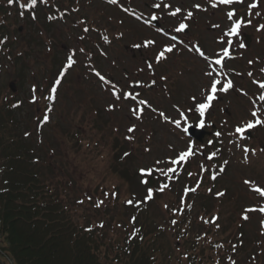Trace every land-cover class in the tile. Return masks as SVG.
Returning <instances> with one entry per match:
<instances>
[{
    "label": "rangeland",
    "instance_id": "1",
    "mask_svg": "<svg viewBox=\"0 0 264 264\" xmlns=\"http://www.w3.org/2000/svg\"><path fill=\"white\" fill-rule=\"evenodd\" d=\"M48 1L64 12L59 13L61 19H49L53 10L38 6L33 21L29 15L31 11L27 10L30 8L18 10L8 0L3 1L5 29L2 31L10 39L12 57L6 58L2 66L1 86L8 98L14 102L23 101L18 109L21 131L33 146L39 172L45 177L44 183L69 204L75 222L84 227L100 228L114 242L120 241L132 224L128 222L132 205L125 209L123 200L133 194L139 202L144 201L147 189L142 179H151L155 182L154 187H158L154 194L158 203L153 198L141 205L147 211L148 222H154L164 232L158 248L168 252L166 247L172 246L173 257L182 258L184 250L181 252L182 248L173 246L178 241L174 225L180 222V213L187 208L192 210V231L201 239L205 235L203 240L207 243L229 240L240 250L239 264H264V212L259 210L264 208V196L255 191L256 188L264 189V124L249 129V139L246 132L241 136L235 131L237 126L243 127L254 120V110L264 120V101L259 100L264 89L257 83L264 82V29H260L264 25V0H233L231 4L220 0H133L130 6L138 10L137 15L147 16L151 11L148 5L159 3V17L164 25L173 30L180 23L190 27L186 38H190L191 43L184 48L176 46L166 62L156 67L155 76L132 50L140 39L157 37L146 21L139 22L133 18L135 14L105 6L101 0ZM245 1L250 3V12H253L247 19L251 23L242 21L243 11L238 13ZM15 2L28 3L26 0ZM165 4L170 7L165 8ZM177 7L181 12L171 15ZM189 11L191 17L187 16ZM233 11L237 14L229 19L228 13ZM237 22H242V27L238 29L239 35L232 37L230 30ZM212 27L217 29L213 31ZM84 28L104 31L107 41L112 42L101 46L102 49L97 48L93 42L96 36L86 33ZM240 34L251 37L249 48L240 47V40L236 42L240 49L235 52L236 60L228 61L223 70L218 69L214 61L223 54L220 49L235 50L234 45L226 43L224 35L230 41L239 38ZM194 42L203 49L205 56L200 52L197 54ZM73 53L78 64L68 70L63 64L59 73L61 60ZM88 53L95 57L98 72L120 84L123 92L135 94L137 92L132 91L130 84L135 81L145 83L146 88L138 97L147 101L146 106L140 105L147 109H143L142 116L140 112L133 114L136 101L131 105L128 99H117L116 89H103L107 86L99 84L90 74L85 56ZM210 68L215 70L213 78L219 79L221 85H218L211 107L204 117H200L196 110L194 112L193 105L205 102V96L209 94L206 89L210 79L205 73ZM232 69L235 72L229 75ZM56 72L57 77L52 76ZM56 80H60L58 86L53 84ZM228 80L233 82L232 90L219 91ZM11 82L15 92L8 88ZM150 84L152 88L147 89ZM49 85L57 87L51 112L38 103ZM33 88L36 89L35 101ZM191 106L193 109L189 110ZM161 112L168 119L161 117ZM181 112L187 119L180 115ZM44 115L49 116L47 122L42 119ZM201 119L205 121L203 128L206 131H211L212 124L216 131L198 145L187 138L183 128L191 123L199 127ZM175 120L181 121V128L172 123ZM130 127L135 128L133 133L128 132ZM217 132L222 135L217 137ZM129 136L133 138L129 139ZM214 138L222 139V158L228 160L223 164L221 175L215 174V181L212 179L214 157L207 159L215 152L214 144H208ZM189 146L195 155L188 158L186 164L170 165L176 169L178 178L167 179L158 169L169 167L170 160ZM245 148L250 151L246 153ZM227 154L231 157H226ZM142 168L155 171L142 177ZM182 174L184 179L181 181ZM148 183L150 186V181ZM165 183L170 186L159 191ZM193 188L196 189L194 192L191 191ZM99 201L103 204L97 207ZM246 209L256 210L248 212L245 219ZM213 217L218 219L210 222ZM216 224L219 227L216 228ZM208 248L206 244L205 249ZM2 260L9 264L6 258Z\"/></svg>",
    "mask_w": 264,
    "mask_h": 264
},
{
    "label": "trees",
    "instance_id": "2",
    "mask_svg": "<svg viewBox=\"0 0 264 264\" xmlns=\"http://www.w3.org/2000/svg\"><path fill=\"white\" fill-rule=\"evenodd\" d=\"M3 1L0 0V245L6 256L15 264H239L236 243L212 241L205 249L207 241L194 234L188 213L176 225L181 246L178 242L173 245L184 250L182 258L173 257L172 246L166 247L168 252L157 247L164 232L154 222H148L147 211L141 206L130 209L131 227L116 242L100 228H86L75 222L69 204L44 183L33 146L21 131L18 109L22 101L8 98L1 86L2 66L6 58L12 57L10 39L2 31ZM38 3L46 4L42 0ZM15 4L20 6L19 2ZM16 104L19 106L13 107Z\"/></svg>",
    "mask_w": 264,
    "mask_h": 264
},
{
    "label": "snow or ice",
    "instance_id": "3",
    "mask_svg": "<svg viewBox=\"0 0 264 264\" xmlns=\"http://www.w3.org/2000/svg\"><path fill=\"white\" fill-rule=\"evenodd\" d=\"M14 2H15V0H8V3L9 4H13ZM38 2H41V0H28V3H26V4L22 3V4H20V7L21 8H32V9H34ZM42 2L47 3V0H42ZM220 2L221 3H226V4H231V3H233V0H220ZM109 3L115 4V3H117V0H109ZM160 6L161 5L159 3L153 5V7H155V8H159ZM213 6H215V5H213ZM164 7L165 8H169L170 5L165 4ZM195 7L199 8V5H196ZM252 7H255V5H252ZM180 12H181V9L179 7H177L170 14L173 15V16H175L176 14H178ZM187 16L188 17H191L192 16V12L189 11L187 13ZM228 16H229V19H232L233 16H234V13L233 12H229L228 13ZM33 18H35V17H33ZM51 18L52 17H50V19ZM151 19L155 20V19H157V17L155 15H153L151 17ZM248 23H251V22L248 21ZM241 27H242V22H237L234 25V27L231 28L230 33L239 35V33H238L237 30L240 29ZM186 28H187V25L186 24L180 23V25L176 29V31L177 32H180L182 30H185ZM260 29H264V25H261L260 26ZM84 31L87 32V31H89V29L85 28ZM81 39H83V37ZM104 39L107 42L108 38L106 36L104 37ZM175 39H176V37H173V40H175ZM154 43H155V41H152V40H148L146 42L147 45H152ZM226 43H228V42L226 41ZM239 46L240 47H244L243 42H241ZM173 47L174 46H166L163 51H161V52L158 53V55L156 57V60L159 62L160 60L165 59L166 58V53L172 52L173 51ZM80 51H83V49H81ZM74 55H75V53H73L72 55H70V56L67 57V68H71L76 63L75 59L73 58ZM200 55L201 56H205V53L203 51H200ZM223 55H224V57H229L230 56L229 50L228 49H224L223 50ZM214 63L216 65H222L221 59H215ZM149 67H151V65H149ZM262 71H264V69H262ZM214 72H215V70L210 68L205 73L209 77V79H210V84H209V86L206 89V91L209 94H207L205 96V102L195 103L196 111L199 113V116L200 117H204L206 110L211 107L212 101L215 99V94L218 91V85H221V81L219 79L213 78L214 77ZM215 74L216 75H219L220 73H215ZM62 75H63V73H62ZM96 75L100 78L101 81H104L106 83H110V81L106 80V78L103 75H101L99 72H96ZM249 75L251 76L252 73H249ZM257 83H259L260 84V87L262 89H264V82H257ZM55 84L58 86L60 84V80H56ZM232 87H233V82L231 80H228L226 83H224L219 88V91L227 92ZM113 88H115V85H113ZM35 92H36V89L33 88V94H34L33 100L34 101L36 99ZM50 92H51V94L47 97V99L48 100H54L55 99V93L57 92V87L51 88ZM114 94L116 95V98L117 99H120V97H121V94L120 93H114ZM122 96H123L124 99H132V100H134V101L137 102L136 107L132 109L133 114H136L137 112L142 113L143 112V108H141L140 105H145V106L147 105V101H145V100H139L138 99L139 93L133 94L132 92H124V93H122ZM192 99H193L194 102L196 101V98L195 97H193ZM259 100L264 101V94H261L259 96ZM18 106H19L18 104L13 105V107H18ZM180 115L182 117H184L185 119H187V117L185 116V114L183 112H181ZM160 116L161 117H164L165 119H168L163 112L160 113ZM252 116H253L254 120L247 122L245 124V126H243V127L237 126L236 129H235L236 133H238L241 136H243V134L247 130L253 128L256 125L264 124V120H262V119L259 118V115H258V112L257 111L254 110L252 112ZM42 119L45 122H47L49 120V116L48 115H44L42 117ZM172 123H174L175 126L178 129L181 128V121L180 120L172 121ZM198 126L199 127H204L205 126V121L203 119H201L199 121V125ZM134 131H135V128L134 127H130L128 129V132L129 133H133ZM183 131L185 133H188L189 132V127H184L183 128ZM216 135H217V137H219L222 134L220 132H217ZM128 138L129 139H132L133 137L129 136ZM244 151L247 153L250 150L247 149V148H245ZM194 155H195L194 150L192 149L191 146H189L187 150L178 153L177 158H174V159H171L170 160L169 167H167L166 169H158V170L161 172L162 175H166L167 176V179H169V180L173 179L174 177L175 178H178L176 169L172 168L170 165L179 164L181 162H183V163L186 164L188 162V158H190V157H192ZM216 155H217V152H212L211 154H209L207 156V159L210 160L213 157H215ZM159 163H160V161H157V164H159ZM201 168L203 169V165H201ZM154 171L155 170L152 169V168H147V169L142 168V169H140V172H141V176L142 177H145V176H148V175H152ZM221 171H223V169H221ZM167 174H171V175H167ZM190 175H191V173H190ZM212 179H216L215 175L212 176ZM142 183L147 184L148 183V180L147 179H142ZM245 183H251V181H245ZM169 186L170 185L167 184V183L162 184L161 187H160V189H159V191L163 192ZM197 187H199V185H197ZM195 190H196L195 188L191 189V191H193V192ZM185 191L187 192L188 189H185ZM255 191H257L261 196H264V189H262V188H256ZM218 195H224V193H218ZM153 198H154V190L152 188H148L147 191H146V195L144 197V201H150ZM144 201H140L139 203H143ZM80 203H83V201H80ZM126 203H128L129 205H132L133 203H136V202L130 199V200L126 201ZM101 204H103V201H99L96 206L99 207V206H101ZM255 210L256 209H246L245 210V219L248 218L247 217V213L248 212L255 211ZM259 210L261 212H264V208L259 209ZM133 219H135V218H133ZM216 219H218V217H213L212 218V221H210V222H215ZM206 222H209V221H206ZM172 223L175 224L176 221L173 220ZM102 226L103 225H101V227ZM217 227H219V225H217ZM88 230L90 231L91 229H88ZM135 231L139 232V229H136ZM218 247H221V246L218 245ZM232 264H235V261H232Z\"/></svg>",
    "mask_w": 264,
    "mask_h": 264
},
{
    "label": "flooded vegetation",
    "instance_id": "4",
    "mask_svg": "<svg viewBox=\"0 0 264 264\" xmlns=\"http://www.w3.org/2000/svg\"><path fill=\"white\" fill-rule=\"evenodd\" d=\"M145 6H147V5H145ZM152 10H153V8H152ZM153 11H156L157 13H159V10H158V9H155V8H154ZM212 30H213V29H212ZM213 31H214V30H213ZM173 37H175V36H170V38H172V40H173ZM241 38H242V36H241ZM173 41H175V43H176V42H177V43H180L181 41L186 42L187 40H186V38H183V37H177V36H176V39L173 40Z\"/></svg>",
    "mask_w": 264,
    "mask_h": 264
},
{
    "label": "water",
    "instance_id": "5",
    "mask_svg": "<svg viewBox=\"0 0 264 264\" xmlns=\"http://www.w3.org/2000/svg\"><path fill=\"white\" fill-rule=\"evenodd\" d=\"M9 87L12 88L13 91L15 90V88H13V87H14V84H13V83L10 84ZM192 131H193V130H191L190 132H192ZM192 133H193V132H192ZM200 136L202 137V135H200Z\"/></svg>",
    "mask_w": 264,
    "mask_h": 264
}]
</instances>
